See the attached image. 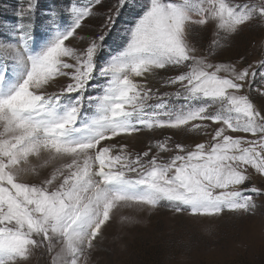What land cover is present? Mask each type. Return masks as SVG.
I'll use <instances>...</instances> for the list:
<instances>
[{
	"label": "snow or ice",
	"instance_id": "1",
	"mask_svg": "<svg viewBox=\"0 0 264 264\" xmlns=\"http://www.w3.org/2000/svg\"><path fill=\"white\" fill-rule=\"evenodd\" d=\"M40 7L23 0L0 24V264L37 251L89 264L125 207L255 213L264 188L245 185L264 177V58L218 57L264 23V0H63L38 21Z\"/></svg>",
	"mask_w": 264,
	"mask_h": 264
},
{
	"label": "rangeland",
	"instance_id": "2",
	"mask_svg": "<svg viewBox=\"0 0 264 264\" xmlns=\"http://www.w3.org/2000/svg\"><path fill=\"white\" fill-rule=\"evenodd\" d=\"M83 2V0H81ZM113 0H105V9ZM23 0H0V24L15 23L16 12ZM37 18L53 4L63 0H39ZM131 19L123 11L118 23ZM99 21L92 22L94 28ZM119 30L113 32L108 46L119 43ZM208 33H205L206 42ZM107 47V46H106ZM245 57L248 63L264 58V23L253 22L235 35L219 54L218 59L235 61ZM259 106L264 98L253 96ZM173 131H159L137 135L127 143L136 150L143 149L153 137L172 135ZM174 139L192 145L205 139L193 133L175 131ZM264 188V177L253 175L252 185ZM254 214L225 212L219 217H193L177 214L167 206L154 210L125 207L115 211L111 222L92 252L89 264H264V196L256 198ZM29 264H48L37 251Z\"/></svg>",
	"mask_w": 264,
	"mask_h": 264
},
{
	"label": "bare ground",
	"instance_id": "3",
	"mask_svg": "<svg viewBox=\"0 0 264 264\" xmlns=\"http://www.w3.org/2000/svg\"><path fill=\"white\" fill-rule=\"evenodd\" d=\"M133 208V207H132Z\"/></svg>",
	"mask_w": 264,
	"mask_h": 264
}]
</instances>
